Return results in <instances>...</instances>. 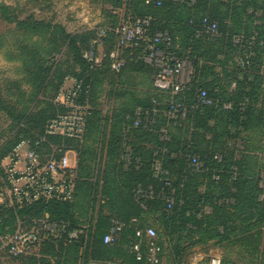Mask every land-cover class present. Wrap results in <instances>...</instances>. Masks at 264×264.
I'll list each match as a JSON object with an SVG mask.
<instances>
[{
  "label": "trees",
  "instance_id": "16d2710c",
  "mask_svg": "<svg viewBox=\"0 0 264 264\" xmlns=\"http://www.w3.org/2000/svg\"><path fill=\"white\" fill-rule=\"evenodd\" d=\"M146 1L122 0L130 11L128 18L151 17L149 35L167 33L171 39L169 51L193 68L189 83L177 95L155 89L157 69L142 61L147 55L143 46L124 51L125 66L119 73L110 70L107 59L91 68L81 54L96 31L74 37L61 30L78 70L59 77L49 115L18 117V122L26 121L27 126L18 127L15 139L3 148L0 159L20 139L33 141L42 135L46 121L60 111L53 100L67 77L89 86L90 115L84 139L82 143L64 142L78 152L86 143L87 133L101 127L96 108L101 87L107 84L109 95L114 91L121 101L106 119L105 143L99 136V154H103L95 155L89 167L79 154L73 201L36 203L17 211L16 216L31 220L47 213L51 221L66 225L67 231L82 229L76 242L44 245L46 254L56 256L57 264H84L87 258L101 264H149L146 240L141 245V261H136L131 252L135 230L148 227L156 233L154 243L160 250L157 264L163 255L162 237L179 256L183 234L197 236L201 242L214 241L225 249L221 264H264V177L258 171L264 165L256 161V156L248 155L251 150H264V0L259 5L250 2L249 15L242 7L223 5L231 11L224 16L218 12L216 0H193L192 4L190 0H167L158 7L154 6L155 0L150 4ZM256 10L262 12L260 18L254 17ZM3 16L8 23L15 22L5 12ZM205 18L216 24L214 36H196ZM118 25L102 26L111 30L103 39L106 53L115 47L117 39L112 31ZM19 43L11 46L26 57L24 52L30 53L29 46L24 39ZM40 80L38 91L52 84L47 75ZM200 90L205 91L210 105L195 106ZM178 105L185 107L184 117L173 111L174 118H170V107ZM137 112L141 123L134 127ZM28 129L38 133L31 135ZM240 140L243 147L237 149L235 144ZM230 141L234 142L232 146ZM192 157L201 164L197 172L188 166ZM149 188L151 197L144 195ZM160 194L171 196L169 208ZM81 201L90 204L92 210L96 207L95 217L85 223L72 211V206ZM10 220H14L13 214ZM112 221L122 223L124 228L113 243L104 244L103 236ZM28 259L14 260L28 264ZM175 259L179 264V257ZM39 263L49 264V259L39 258Z\"/></svg>",
  "mask_w": 264,
  "mask_h": 264
},
{
  "label": "built area",
  "instance_id": "2783aa9c",
  "mask_svg": "<svg viewBox=\"0 0 264 264\" xmlns=\"http://www.w3.org/2000/svg\"><path fill=\"white\" fill-rule=\"evenodd\" d=\"M163 1L155 0L154 6L158 7ZM177 1V0H174ZM183 2V0H178ZM146 4L151 1L147 0ZM193 0H190V4ZM151 17L128 18L120 23L112 32L116 36L115 47L109 52L104 51V37L111 31L105 27L96 29L95 38L89 47L82 51V59L90 67L100 65L107 59L110 70L119 73L125 66L124 51L134 47H144L147 55L142 61L157 69L153 78V87L163 92L177 95L182 92L191 78L190 65L186 60L176 58L170 51L171 39L167 33L156 32L149 35ZM201 30L196 36H214L216 24L207 18L201 21ZM89 86H84L81 80L73 77L65 78L62 87L56 94L53 102L60 109L53 117L49 118L43 133L35 139L22 138L0 160V264H17L16 258H27L48 242L63 241L65 244L76 242L82 229L77 228L67 231L66 225L51 221L47 213L43 217L31 220H22L16 212L36 203H71L75 195L76 172L75 165L71 163L70 154L73 153L65 141L82 143L84 139L87 118L90 115L88 104ZM210 101L204 90L196 96L195 106H208ZM227 107V106H225ZM179 113L180 118L185 115L184 106L170 107L168 113L174 118L172 112ZM134 127L140 125L139 112L136 113ZM149 123V122H148ZM59 140V142H56ZM188 166L197 172L201 164L196 157H192ZM165 185H169L165 182ZM144 195L151 197L149 188ZM171 195V193H170ZM165 199L167 208L173 200L160 194ZM14 215L13 226L1 230L7 222L3 217ZM11 222V220H10ZM124 225L112 221L109 230L103 236L104 244H111L117 239ZM11 229V230H10ZM135 240L131 245V252L136 261H141L143 253L141 245L146 240V260L149 264H157L159 248L155 245V230L151 227L137 229L134 232ZM49 264H57L56 260ZM89 264H100L90 262ZM210 264H220L219 259H211Z\"/></svg>",
  "mask_w": 264,
  "mask_h": 264
},
{
  "label": "rangeland",
  "instance_id": "374dc122",
  "mask_svg": "<svg viewBox=\"0 0 264 264\" xmlns=\"http://www.w3.org/2000/svg\"><path fill=\"white\" fill-rule=\"evenodd\" d=\"M252 1L216 0L214 3L222 16L227 11L229 15L231 13L229 8L223 5L242 7L244 9L242 11L249 15L252 12V7L248 4ZM254 1L259 5L262 0ZM4 12L8 18L14 19L15 22L8 23L3 16ZM253 15L260 18L262 12L256 10ZM130 16V11L126 9L122 0H0V101L2 103V107L0 106V153L15 139L18 127L27 126L26 121L18 122V117L21 115L32 117L49 115L51 113L50 99L59 77L63 73L77 72L78 70L72 62L66 39L61 34V30L70 36L84 37L89 31H94L102 26L118 25ZM233 19L237 21V19ZM245 20L242 16V21L245 22ZM256 23L258 25L260 22ZM21 34L23 37H19ZM23 39L30 50V53L24 52L26 57L13 45L14 42L20 46L19 40ZM190 73L193 74L191 65ZM45 75L50 77L52 84L45 86L43 91H38L37 86L41 82L40 78ZM114 95V91L109 95L107 84L101 87L96 101L97 117L100 119L101 127L87 133L86 143L80 152L71 146L73 152L70 154L71 163H73L74 154L77 156V160L81 154L84 165L89 167V161L99 154V136L103 137L102 143L106 141L105 134L108 127L106 119L118 103L117 101H121ZM37 131L28 129V133L31 135L37 134ZM233 144L234 142L230 141V146ZM235 145L237 149H241L243 147L242 140L237 141ZM249 153L248 155L256 156L258 158L256 161L264 165V150L260 153L251 150ZM102 154L103 152L99 156ZM258 171L263 178L264 168H259ZM97 199H100L99 196ZM72 207L74 215H77L79 221L83 223L89 221L91 216L95 217L96 207L92 210L91 205L86 201L77 202L75 208ZM2 220L7 223L2 225L1 230L13 226L9 215L3 217ZM161 240L163 255L160 264H176L175 258L178 259V257L179 264H210L211 259L216 258L220 260L221 264L222 259L226 256L225 249L214 244V241L201 242L199 237L190 234H183L179 246L181 249L179 256L175 254L173 247L167 246V239L162 237ZM46 247L43 246V252L39 250L38 257L37 251L27 257V259L29 258L26 260L28 264H40L39 258H48L49 261L56 260V256L46 254L48 251ZM231 258L235 259L233 256ZM90 262L95 261L87 258L84 264Z\"/></svg>",
  "mask_w": 264,
  "mask_h": 264
},
{
  "label": "crops",
  "instance_id": "0c3cea01",
  "mask_svg": "<svg viewBox=\"0 0 264 264\" xmlns=\"http://www.w3.org/2000/svg\"><path fill=\"white\" fill-rule=\"evenodd\" d=\"M106 138L108 137V130L106 131ZM73 163L75 165V170L77 171V156L74 154ZM98 159V158H97ZM101 264V263H100Z\"/></svg>",
  "mask_w": 264,
  "mask_h": 264
}]
</instances>
